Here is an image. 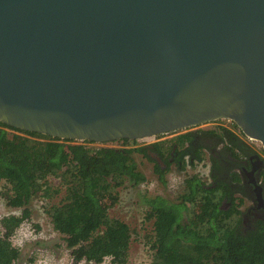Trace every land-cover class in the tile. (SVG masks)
Masks as SVG:
<instances>
[{
    "label": "water",
    "instance_id": "1",
    "mask_svg": "<svg viewBox=\"0 0 264 264\" xmlns=\"http://www.w3.org/2000/svg\"><path fill=\"white\" fill-rule=\"evenodd\" d=\"M219 118L264 149V0H0V121L105 142Z\"/></svg>",
    "mask_w": 264,
    "mask_h": 264
},
{
    "label": "trees",
    "instance_id": "2",
    "mask_svg": "<svg viewBox=\"0 0 264 264\" xmlns=\"http://www.w3.org/2000/svg\"><path fill=\"white\" fill-rule=\"evenodd\" d=\"M231 124L186 130L175 135L169 146H163L164 140L112 146L50 136L0 121V180L9 185L5 192L8 203L24 206L21 214L0 219L4 228L0 264L18 258L19 249L10 237L30 213L26 203L37 195L48 198L46 212L75 260L99 263L110 256L113 263L126 262L129 224L110 216L105 200H115L114 188L125 180L138 183L145 179L136 154L152 160L153 171L165 183L168 168L150 152L166 165L175 162L181 170L200 162L204 150L208 152V181L192 173L184 178L177 199L145 197V216L153 220L151 264H264V218L245 227L240 206L249 195L241 175L233 169L253 149L238 126ZM121 141L132 144L137 139ZM50 176L59 178L55 186ZM259 180L264 193V167ZM59 193V199L52 201Z\"/></svg>",
    "mask_w": 264,
    "mask_h": 264
},
{
    "label": "rangeland",
    "instance_id": "3",
    "mask_svg": "<svg viewBox=\"0 0 264 264\" xmlns=\"http://www.w3.org/2000/svg\"><path fill=\"white\" fill-rule=\"evenodd\" d=\"M231 121L225 119H215L200 123L191 127L172 130L157 135L139 138L136 143L126 144L121 139L105 142H90L91 145H112L131 146L137 144H147L153 141L164 140L163 146L173 143V137L186 130L197 128H209L216 125L232 126ZM238 131V129L236 130ZM243 138L256 151H260L261 143L253 138L243 135ZM151 155L160 163L162 167H167L165 174L166 182L162 183L153 171V161L136 154L139 168L145 174V179L134 183L125 180L121 185L114 188L115 200H105L107 211L110 216L119 217L129 224L131 238L129 252L126 262L113 263L110 256H106L101 262L86 261L84 259L75 260L71 254V249L67 246L62 233L53 228L50 216L46 212L45 199L43 196H32L26 203L29 215L14 229L11 234V242L18 247L19 256L11 264H151L152 249L150 248V237L153 234V220L146 218L148 207L145 197L162 195L170 199H177L178 194L183 190L184 178L192 173H197L202 180L208 181V152L204 150L203 159L195 165H185L183 169H178L175 162L168 165L157 157L153 152ZM50 183L56 185L58 177L50 176ZM9 185L4 179L0 180V219L8 214H21L24 206H13L8 203L5 192ZM10 192V191H9ZM60 193L53 197L52 201H57ZM249 196L244 197V202L240 206L245 211L249 204ZM225 207L226 204H225ZM188 214L192 215L190 211ZM4 231L0 222V235Z\"/></svg>",
    "mask_w": 264,
    "mask_h": 264
},
{
    "label": "flooded vegetation",
    "instance_id": "4",
    "mask_svg": "<svg viewBox=\"0 0 264 264\" xmlns=\"http://www.w3.org/2000/svg\"><path fill=\"white\" fill-rule=\"evenodd\" d=\"M252 149L253 152L248 153L245 158L239 160L237 165L233 167V169L238 171L241 175L243 189L245 193L249 195V204L245 211H242V222L246 228H249L256 218H264V193L263 200L261 201H259L255 195V185L256 183H260V171L264 167V149L262 147L260 151H256L253 147ZM214 151L215 150H212V152ZM157 157L159 158L158 155ZM170 159H172V157ZM234 162L236 161H231V164ZM228 204L229 203H227L226 206H228Z\"/></svg>",
    "mask_w": 264,
    "mask_h": 264
},
{
    "label": "built area",
    "instance_id": "5",
    "mask_svg": "<svg viewBox=\"0 0 264 264\" xmlns=\"http://www.w3.org/2000/svg\"><path fill=\"white\" fill-rule=\"evenodd\" d=\"M219 119H225V120H228V121H231L230 119H227V118H219ZM217 120V119H216ZM232 122V121H231Z\"/></svg>",
    "mask_w": 264,
    "mask_h": 264
}]
</instances>
